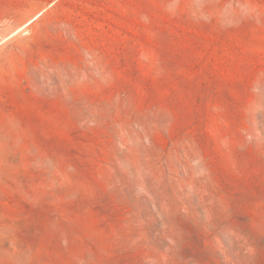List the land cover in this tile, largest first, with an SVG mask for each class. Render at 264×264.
<instances>
[{"label": "rangeland", "instance_id": "1", "mask_svg": "<svg viewBox=\"0 0 264 264\" xmlns=\"http://www.w3.org/2000/svg\"><path fill=\"white\" fill-rule=\"evenodd\" d=\"M0 264H264V0H0Z\"/></svg>", "mask_w": 264, "mask_h": 264}]
</instances>
